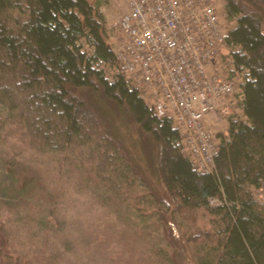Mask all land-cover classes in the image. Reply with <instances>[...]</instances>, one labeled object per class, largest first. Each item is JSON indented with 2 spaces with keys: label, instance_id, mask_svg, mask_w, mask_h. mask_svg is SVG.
I'll use <instances>...</instances> for the list:
<instances>
[{
  "label": "trees",
  "instance_id": "obj_1",
  "mask_svg": "<svg viewBox=\"0 0 264 264\" xmlns=\"http://www.w3.org/2000/svg\"><path fill=\"white\" fill-rule=\"evenodd\" d=\"M223 1L243 117L231 114L228 133H217L212 173L197 170L181 152L182 129L171 111L146 100L125 75L108 78L104 65L114 62L115 40L101 6L109 0H0V126L38 159L68 155L74 169L125 180L134 166L104 108L115 104L157 145V177L173 196L174 213L203 209L218 220V228L191 237L203 239L196 241L203 250L196 264H264V202L255 195L264 187V0ZM59 170L53 172L60 178ZM37 189L15 205L43 200L47 216H60L77 202L58 183L45 193ZM82 190L89 191H69ZM45 224L46 245L53 237L61 253L45 248L42 264H68L67 252L90 264L92 244L84 233ZM84 225L92 224L86 218ZM78 240L85 246L79 254Z\"/></svg>",
  "mask_w": 264,
  "mask_h": 264
},
{
  "label": "rangeland",
  "instance_id": "obj_2",
  "mask_svg": "<svg viewBox=\"0 0 264 264\" xmlns=\"http://www.w3.org/2000/svg\"><path fill=\"white\" fill-rule=\"evenodd\" d=\"M121 1L109 0L101 6L109 26L124 8ZM214 1L222 14L224 1ZM230 27L225 23L224 32ZM113 35L115 40V33ZM104 108L121 133L126 155L134 166L126 181L111 175L87 174L80 166L74 169L68 155L53 154L38 159L7 137L0 126V264H42L47 254L43 253L45 248L59 253L60 250L52 246L53 237L46 245V222L57 230H72L74 236L84 233L85 242L90 240L92 244L88 255L90 264L197 263L202 249L196 243L199 239L193 241L191 237L200 230L218 228V220L203 209L174 213L173 196L157 177V145L115 104H105ZM232 113L243 117L236 104L217 123H208L210 129L227 134ZM54 168L60 171V178L53 172ZM49 183L52 186L58 183L69 190L78 186L89 191L76 194L68 190L67 197L70 195L72 199L73 194L77 202H71L69 210L62 211L60 216L57 212L47 216L45 207L42 208L43 200H35V206L31 204L30 207L15 205L33 185L38 186L37 191L41 194L52 188ZM255 195L264 202V187L257 188ZM86 218L92 224L89 227L84 225ZM78 248V254L85 248L79 240ZM70 254L65 255L68 264H87L85 258L79 262ZM166 255L170 260L165 258Z\"/></svg>",
  "mask_w": 264,
  "mask_h": 264
},
{
  "label": "built area",
  "instance_id": "obj_3",
  "mask_svg": "<svg viewBox=\"0 0 264 264\" xmlns=\"http://www.w3.org/2000/svg\"><path fill=\"white\" fill-rule=\"evenodd\" d=\"M121 3L110 24L116 39L114 62L104 65L108 78L125 75L146 100L171 111L182 129L181 152L197 170L212 173L219 138L208 123L243 104L217 2Z\"/></svg>",
  "mask_w": 264,
  "mask_h": 264
}]
</instances>
